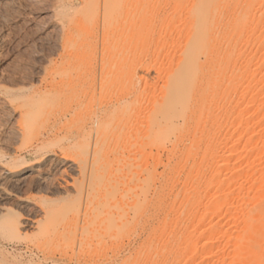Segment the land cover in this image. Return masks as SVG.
<instances>
[{
	"label": "rangeland",
	"instance_id": "obj_1",
	"mask_svg": "<svg viewBox=\"0 0 264 264\" xmlns=\"http://www.w3.org/2000/svg\"><path fill=\"white\" fill-rule=\"evenodd\" d=\"M87 1L0 0V196L10 195L0 198V206L14 219L43 217L41 229L71 213L76 194L55 188L64 180L78 181V174L59 167L55 171L47 163L44 181L38 182L33 172L16 188L2 178L6 168L19 161L35 162L46 150L72 154L88 147L94 138L70 131L117 102L139 98L136 110L151 109L163 98L169 71L189 38L184 9L191 7V0H117L108 18L104 0H94L93 10ZM241 25L239 50L233 62L231 54V67L223 74L211 76L213 63L202 58L207 78L197 87L214 99L209 102L207 97V102V94L202 92L203 100L194 94L191 118L179 122L183 127L175 132L178 138L174 133L165 144L133 145L137 158L142 155L133 162L136 171L143 169L139 179L145 174L150 180L147 188L144 178L137 185L145 186V193L151 186L136 234L117 238L109 232L104 252L83 247L76 258L99 264H264V0L251 1ZM221 36L220 44L225 38ZM225 49L223 44L219 50ZM199 100H205L204 108ZM27 108L41 114L28 131L23 122ZM60 120L59 135L42 144L41 137ZM67 135L71 137L65 140ZM1 230L3 261L31 264L30 257L43 252L59 259L65 255L62 236L68 230L61 229L53 243L40 240L37 229L16 240ZM72 258L68 253L60 264H75Z\"/></svg>",
	"mask_w": 264,
	"mask_h": 264
},
{
	"label": "bare ground",
	"instance_id": "obj_2",
	"mask_svg": "<svg viewBox=\"0 0 264 264\" xmlns=\"http://www.w3.org/2000/svg\"><path fill=\"white\" fill-rule=\"evenodd\" d=\"M191 1V7H187V10L184 9L186 11L184 12L185 17L188 20L189 38L187 37V42L185 41V43H183V45H185L184 49L181 50L182 53L179 56L180 59L177 61L178 63H176L175 66L173 64V68L169 71L162 91L163 98L161 97L159 99V101L161 100L160 102H154L155 104L152 106V108H148L149 110L145 109V112L135 109L136 105L140 101L139 98L126 103L117 102L110 111L106 110L101 113H94V116L92 115L91 120L88 123L79 127L75 132L70 131L73 133V136L76 137L82 136L89 138V140L94 138L93 142L90 143L88 147L75 151L72 154H67L68 152L66 153L65 151L63 153L60 152L61 154H59V152L55 153L53 151L54 153L52 154L50 153L51 151L44 149L42 151L46 150L47 152L42 153V151H40L43 155L39 156V159L35 162L23 159L25 161H19L18 164L16 163L12 166H9L4 171L2 178L7 180L9 184L16 188L24 181L26 175L33 172L38 173V182L41 183L43 179L45 180V174L48 173V171L45 172L43 168L46 167L47 163L53 164L52 167L55 169V171L56 168L58 169L59 167L61 169L63 168L65 172H74L79 176L78 181L74 180V182L71 183L70 181L66 182L64 180L63 182H65V184L61 183L59 186H55V190L60 193H75L77 197V203L73 207L71 213H68L65 219L57 221V223L48 224V226H46L44 229H41L43 217H23L18 219L15 217L16 219H14L13 216L10 217L6 215V210L3 209L4 207L0 206L1 231H4L5 234L11 239L16 240L17 238L22 237L24 233L31 228L39 230L38 235L40 240L46 243H53L60 239L59 236L61 229L68 230V232L62 236V245L65 251V255L62 256V259H59L56 255L43 252V255L41 256H31L29 263L34 264L35 262H39L42 264H60L61 261L67 259L68 253H72V260H76L75 264H99L91 260L76 258V251H81L83 247L92 248L94 246L100 252H104L106 236L109 232H112L114 237L118 238L120 235L119 237L121 238V235L123 236V234L126 232H132L137 229V225H139L140 222V219L138 218L140 216L138 215L140 213L142 214L143 211H141V209L144 207L143 205L149 201L147 196L150 193L151 186L149 189H146L149 191V193L147 191V193H145V186L141 188L142 186L140 187L137 185L138 183L142 184L146 181L145 183H147V188L150 180L148 181L149 176L148 178L145 176V179L144 174L142 180L144 178L145 181H140L141 178L139 177V172L141 171V174L143 169H138V171H136L137 167L135 166L138 164H134L133 162H137V160H139L142 155L137 158L138 154L136 151H133V145L136 144L137 141H139L140 145L142 144V147L144 146L145 148L156 144H165L164 141L168 139L170 140V137L173 136L172 134L175 132L178 134L180 127H183V124H180L179 122L182 123L183 121L185 124L186 119L189 117V108L192 104L191 102L194 98V94H199L198 98L202 97L200 100H203V96L205 97L207 94L205 97L207 102L208 100L210 102V99H214V96L209 98V93L198 90L197 87V84H201V82L204 81V78L206 77V67L204 66L206 63L205 61L209 60L211 63H213L211 76L218 74L221 71L223 74V70H225L227 65H229L228 62H230L229 60L231 59V54L233 53L231 59L233 62L234 56L236 55V50H239L237 49L239 48L238 42L242 39L241 35L244 34V32L241 31V23L243 18L248 16L251 1L253 5L256 0ZM116 2L117 0H104V11L106 18L110 16L109 11L112 6L116 4ZM88 3H90L92 10L96 8V2L94 0H89ZM220 35H222V38L223 35L225 36V38L221 40L223 41L222 44H220L218 39ZM223 44L224 49L226 48L224 52L219 50L221 47H223ZM217 50L221 51L222 53ZM217 52H219V54ZM203 57H206L205 59L207 60L204 59L205 61H202ZM228 70L230 71L231 69L228 68ZM233 73L234 71L232 74ZM225 76L223 75V77ZM232 78H229L228 80H231ZM231 82L232 83L230 84L233 85V81ZM223 83L226 82L224 81ZM206 86L210 87L207 83ZM209 89L206 88V90H208L207 92H209ZM203 90L205 89L203 88ZM202 92L203 96H200ZM200 100L199 102H202L201 105H203L205 100L204 102ZM196 101L194 102L196 103ZM201 105L200 107L204 108V105ZM192 109L191 111L195 110ZM200 111L201 110H199V112ZM192 114L195 115V113ZM199 115L201 114L199 113L198 116ZM23 118L25 119L23 121L25 124V130L28 131L33 125V122L38 121L41 118V114H37L34 112V110L29 111V108H27L26 112L23 114ZM190 118L191 116L188 119ZM105 120L108 122L103 124L102 122ZM202 121L203 119L201 120V123ZM60 125L61 120L55 122L50 129H47L48 132L41 137L42 144L46 145V139H48V143L49 140L52 139V136L59 135V129L61 128ZM176 133L174 135L176 138H178ZM71 135L65 136L64 139L68 140ZM38 138L39 136L37 139ZM140 140H142V142H140ZM177 143L174 142L173 144H176L175 146L178 148ZM42 146L44 147V145ZM48 147L49 146L47 145L46 148L48 149ZM36 149H39V147ZM63 150L60 149L58 151ZM36 154H34V156H36ZM45 170L48 169L46 168ZM150 172L151 171L149 170V173ZM146 173H148L147 169ZM229 180L231 182V179ZM229 180L226 181L228 185ZM138 187L140 189H138ZM137 189L140 192H138ZM157 189L155 188V190ZM152 192L154 193V191ZM9 196L10 195L6 192L2 193L0 198L4 200ZM146 206L147 204L144 208H146ZM43 214H45V216H50L53 215V211H43ZM149 219L151 218L149 217ZM263 228L264 226L261 228V230H264ZM263 232L261 233L264 234ZM261 233L259 234L262 235ZM134 234H136L135 231ZM135 236L138 237L139 235ZM262 240H264V238ZM253 248H255V246H253ZM257 248L253 251L256 252L258 250ZM262 249V253L260 254H263L264 252V249ZM248 252L250 253V251ZM255 252L254 255L257 253ZM247 254L245 255L246 258ZM263 255L261 256L262 259ZM250 257L253 259V255ZM251 259L249 258V260ZM255 259H257V257ZM253 262L256 263L255 260ZM257 262L262 264L261 261ZM0 264L12 263L8 262V260L3 261L0 259ZM247 264H250V262Z\"/></svg>",
	"mask_w": 264,
	"mask_h": 264
}]
</instances>
